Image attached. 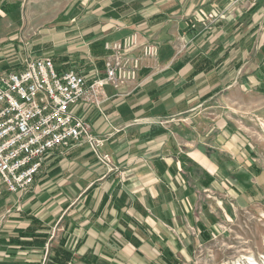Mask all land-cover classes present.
Wrapping results in <instances>:
<instances>
[{
    "label": "rangeland",
    "instance_id": "374dc122",
    "mask_svg": "<svg viewBox=\"0 0 264 264\" xmlns=\"http://www.w3.org/2000/svg\"><path fill=\"white\" fill-rule=\"evenodd\" d=\"M11 1L18 5L19 10L9 15H2L0 20V71L19 66L18 63L26 56H50L59 72L64 71L63 66L66 67L65 70L73 69L84 76L88 84L97 78H103V59L106 56L103 42L110 40L106 36L107 33L120 28L119 24L109 19V11L112 15L116 11V0ZM127 1H131L129 4L131 8L127 11L130 15L137 6L136 11L139 10L145 15L164 11L169 16L180 13L182 19H187L184 32H180V35L171 41L175 61H183L197 54L196 58H198L199 54L207 52L210 47L217 48L215 35L211 37L210 32L217 20L226 17L225 13L214 11L216 19L209 22L207 15L212 11H205L201 6L202 2L199 6L203 12L198 11L201 15L194 23L190 20L191 14H194L193 9L198 5L196 2L191 7L188 3H181L178 4V8L176 0H134V2L117 0V3ZM255 4L244 3V9L249 8L244 12L243 23H246L243 24L240 32L244 35L243 45L240 44L237 51H230L229 57L233 59L234 65L227 66L224 83L213 85L212 90L204 98L207 101L199 104L194 111L197 116L204 115L201 113L202 109L212 106L213 111L205 113L208 117L222 115L239 127V131L254 151L251 153L253 158L251 166L255 167V171L258 170L255 172L258 175L255 176L260 175L254 196L247 202H241L240 198H237V203H232L235 204L234 207L229 206L228 215L221 211L219 202H222L225 208L224 203L227 204V201L232 199L228 193L229 183L240 184L237 178L232 180L235 178L232 171H226L232 179L229 183L228 180L222 179V183L218 184L220 189L217 187L215 189L214 210L208 217L210 225L198 221L193 225L189 221L190 213L184 212L185 218L183 214L171 212L173 203L169 202L173 200L175 194L173 191L169 193L166 190V194L156 198L159 203H163V211H161V205L149 199L146 205L147 210L144 209L141 212L139 206L137 211L131 213L132 216L129 215L130 213L126 214L129 218L126 222L121 219L123 217L120 214L118 221L126 225L125 232L119 226L115 227L119 229L120 236H124L125 240L120 238L116 241V238L120 237L117 235L116 238L111 237L106 243L100 240L93 241L95 238L90 235L86 236L84 242H80L82 238L77 236L78 213L83 216V219L89 218L92 221L94 215L92 211L87 213L82 208L60 217V212L53 210L52 220L45 223L29 219L19 222L23 223L22 226L24 223H29L39 231L44 229L46 234L44 238L41 237L43 233L36 238L16 237L14 239L18 242L15 243L18 247L12 243L13 238H11L9 249L12 251L8 253L13 256V259L0 264H264V87L259 85L255 77L257 70L264 76V0H259ZM253 9L256 10L253 11ZM231 12L234 15V12ZM247 21H250L252 25L249 26L251 23L247 24ZM196 23H199L202 31L195 30ZM189 30L195 32L193 37L203 35L207 31L206 40L194 45L193 41L190 42ZM210 37L212 39H209ZM204 38L205 36L202 39ZM217 56L218 53L212 57L215 59ZM203 57L197 59L198 65H201ZM209 93L211 98H208ZM202 100L200 97L199 102ZM146 120L149 123L154 122L151 119ZM154 120L156 123H165L157 122L158 119ZM106 144L105 151L110 154L113 170L99 162L90 147L86 145L101 167L108 173H115L118 169ZM55 157L57 155L53 153L45 166H42L44 174H46L45 169L51 166L48 163ZM179 160H181L180 173L184 176V181L196 188L199 199V195L206 194L204 190L211 189L217 176L184 155L180 156ZM228 160L227 156L223 157L225 163ZM256 165H260V168L256 169ZM42 181L35 180L24 191L11 193L6 199L4 196L9 191H5L4 185L0 182V201H6V205L4 202L0 203L2 205L0 230L2 227L12 229L13 213L18 206L17 200L21 202V198L30 189L43 188L49 190L51 194L54 189L69 191L68 200L71 201L79 192V188H75L74 183L79 186L82 184L79 179L72 178ZM71 188L75 194H71ZM102 200L104 202V199ZM85 202L89 204V200ZM186 203V200L180 201L182 207L189 206ZM44 214V212L41 213V216ZM193 214L196 217L201 215L197 211ZM173 219L174 223L181 221L179 227L172 226ZM39 224L42 226L38 227ZM0 238V243L5 244L6 240ZM1 252L4 251L1 250Z\"/></svg>",
    "mask_w": 264,
    "mask_h": 264
},
{
    "label": "crops",
    "instance_id": "0c3cea01",
    "mask_svg": "<svg viewBox=\"0 0 264 264\" xmlns=\"http://www.w3.org/2000/svg\"><path fill=\"white\" fill-rule=\"evenodd\" d=\"M257 1L259 0H176L177 8L181 3H188L190 7L192 4H198L193 9L194 14H191L190 21L194 23L203 12L199 6L202 2L201 6L205 11L223 12L226 15L224 19L217 20L210 32L211 37L215 35L217 48L210 47L207 52L199 54V57L204 56L201 65L197 62L198 54L183 61L173 59L175 52L171 41L176 39L180 32H184L187 22V19H182L180 13L169 16L164 11H156L145 15L139 10L136 11L138 9L136 6L130 15L127 11L131 8L129 6L131 1L121 4L115 1L116 11L114 15L109 11V19L119 24L120 28L107 33L108 39H120L135 31L140 42H158L159 54L156 58L141 60L138 72L141 84L137 87L131 90L124 89L123 95L106 85L104 87L106 99L100 109L87 102H77L70 105V111L88 122L92 132L106 138L107 144H105L112 153L118 170L115 173H108L96 162L86 144L76 145L66 152L60 149L51 152L44 159L42 166H45L53 153H56L57 157L52 158L48 163L51 166L45 169L46 174L43 173L41 166L33 182L39 179L43 180L42 182L55 178L79 179L81 186L74 183V187L79 188V192L75 194L71 188V194L76 196L69 201V191L54 189L51 194L49 190L35 187L24 194L22 200L20 199L21 202L17 200L18 206L13 213L12 229L2 227L0 230V237L6 240L5 244L0 243V262L13 259V256L9 255L12 251L9 249L11 238H13L12 243L15 244L18 243L14 239L16 237L36 238L43 233L41 237L44 238L46 234L44 229L39 231L29 223H24L22 226L23 223H19L20 221L29 219L45 223L52 220L53 210L60 212V217L82 208L87 213L92 211L94 213L92 221L89 218L83 219L78 213L77 236L82 238L80 242H84L86 236L90 235L95 238L93 241L100 240L106 243L111 237L116 238L117 235H121L115 226H119L125 232L126 225L118 221L120 214L123 217L121 219L126 222L129 219L126 214L130 213L129 215L132 216L131 213L137 211L139 206V211L147 210L149 199L161 205L163 211V203H159L156 198L166 194V190L175 194L173 200L169 202L173 203L171 212L190 213L187 215L193 225L198 222L210 225L208 217L214 210L215 189L216 187L220 189L218 184L222 183V179L228 180V183L232 179L226 171H232L235 175L232 180L237 178L240 184L229 183L228 193L232 199L228 200L227 204L224 203L225 208L222 206L223 203L219 202L221 211L228 215L229 206L234 207L235 204L232 203H237V198H240L241 202H247L254 196L260 175L255 176L258 175L255 173L258 170L255 171V167L251 166L253 165L251 153L254 151L239 131V127L222 115L208 117L205 113L212 112V106L202 109L201 113L204 115L197 116L194 111L199 104L207 101L204 98L212 90L213 85L224 83L227 66L234 65L229 53L233 50L237 51L240 44L243 45L244 35L240 32L241 27L246 23H243L244 12L249 8L244 9V3L252 5ZM0 9V20L2 15H9L19 10L18 5L11 0H0ZM250 23L247 21V24ZM196 25L195 30L202 31L199 23ZM251 25L252 23L249 26ZM194 33L193 30L188 32L190 42L193 41L194 45L206 40L207 31L196 37L192 36ZM204 36L205 38L202 39ZM211 37L209 39H212ZM210 43L213 44L212 41ZM217 53L218 56L213 59L212 56ZM255 77L259 85L264 87L263 73L257 70ZM208 96L211 98L210 93ZM200 97L203 99L201 102H199ZM146 119L154 122L149 123ZM154 119L165 123H156ZM182 155L195 160L217 176L211 189L204 190L206 194L199 195V199L196 188L189 182L186 184L184 176L180 173L179 158ZM225 156L229 158L227 163L223 161ZM184 162L187 164L186 161ZM256 166V169L260 168V165ZM8 193L4 199L11 194ZM85 200H89L90 205ZM181 200L182 202L186 200L189 206L182 207ZM1 202L6 205V201ZM1 206L0 204V208ZM48 209L50 211H47ZM195 211L201 215L196 217L193 214ZM43 212L45 214L41 216ZM172 222V226L177 228L181 221L174 223L173 219ZM120 238L125 240L124 236H120L116 241Z\"/></svg>",
    "mask_w": 264,
    "mask_h": 264
},
{
    "label": "built area",
    "instance_id": "2783aa9c",
    "mask_svg": "<svg viewBox=\"0 0 264 264\" xmlns=\"http://www.w3.org/2000/svg\"><path fill=\"white\" fill-rule=\"evenodd\" d=\"M216 19L209 12L207 20ZM194 26V25H192ZM104 76L87 83L73 69L59 72L50 56H26L11 69L0 71V182L6 191H24L53 151H68L86 143L97 160L113 170L106 138L95 135L88 122L70 111V105L87 102L100 109L104 87L116 93L141 84L138 72L143 58L159 54L156 42H140L137 32L103 43Z\"/></svg>",
    "mask_w": 264,
    "mask_h": 264
},
{
    "label": "trees",
    "instance_id": "16d2710c",
    "mask_svg": "<svg viewBox=\"0 0 264 264\" xmlns=\"http://www.w3.org/2000/svg\"><path fill=\"white\" fill-rule=\"evenodd\" d=\"M64 69H66V67H64Z\"/></svg>",
    "mask_w": 264,
    "mask_h": 264
}]
</instances>
